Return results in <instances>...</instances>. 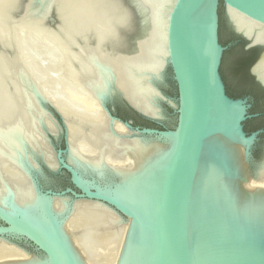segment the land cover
Masks as SVG:
<instances>
[{"label": "bare ground", "instance_id": "bare-ground-1", "mask_svg": "<svg viewBox=\"0 0 264 264\" xmlns=\"http://www.w3.org/2000/svg\"><path fill=\"white\" fill-rule=\"evenodd\" d=\"M139 1L150 9L148 31L129 0H42L40 7L35 0H0V206L25 224L42 225L46 236L61 234L64 228L85 264H121L127 226L101 204L71 205L58 199L52 201L55 210L68 217L62 229L52 228L47 218L51 203L35 194L30 178L39 169V158L51 168L58 166L43 130L55 132L56 126L40 102L48 100L68 118V159L84 175L85 187L109 179L110 165L122 179L116 188L106 186V193L132 203L150 193L148 184L156 181L146 172L164 167L168 151L115 137L113 132L125 134L127 129L112 124L101 103L123 93L147 115L162 116L160 104L165 98L158 85L167 58L166 19L174 0ZM229 12L239 31L254 44H264L263 25ZM255 73L264 81V58ZM237 143L239 138L229 128L207 145V160L211 152H229L233 168L229 175L235 182L245 176L242 146ZM152 152L158 159L155 164ZM258 167V179L250 185L255 194L264 190V161ZM58 239L66 246L64 239ZM7 261L46 264L0 238V263Z\"/></svg>", "mask_w": 264, "mask_h": 264}, {"label": "water", "instance_id": "water-1", "mask_svg": "<svg viewBox=\"0 0 264 264\" xmlns=\"http://www.w3.org/2000/svg\"><path fill=\"white\" fill-rule=\"evenodd\" d=\"M129 1L141 13L142 25L148 31L152 23L150 9L139 0ZM41 2L35 0V5L40 7ZM220 9L226 26L244 42L246 50L257 51L250 75L264 89L263 79L255 73L264 58V44H254L251 37L239 31L229 12L232 9L264 26V0H174L166 19L167 58L158 85L165 98L160 104L162 116L147 115L123 93L107 96L101 102L112 124L120 123L127 129L125 134L113 132L115 137L139 140L158 152L169 153L164 167L146 172L154 175L156 182L148 184L152 193L141 194L140 201L132 203L105 192L106 186L116 188L122 179L110 165L109 179L85 187L84 175L68 159V118L48 100L40 102L56 126L55 132L47 127L43 130L58 166L51 168L39 158V169L33 170L30 178L35 194L51 203L47 218L52 228L62 229L60 225L68 217V213L59 214L52 201L65 199L71 205L88 201L106 207L121 225L127 226L121 264H264V190L255 194L250 187L258 179V166L264 161V156L257 160L253 155L261 131L245 132L244 123L251 118L248 100L232 98L226 92L221 67L231 45L221 42ZM169 84L170 93L165 90ZM116 105L151 125L122 119ZM230 108L238 111L236 115L229 113ZM168 117L172 118L171 126L166 124ZM229 128H233L240 140L237 144L242 146L245 176L236 182L229 175L233 168L227 150L211 152L207 160L208 141L216 134H226ZM154 155L152 152L155 164L158 159ZM50 175L65 177L67 187H55ZM93 177L96 175L89 176ZM41 226L25 224L18 216L14 219L0 206V238L46 264H85L64 228L61 234L51 233L49 237ZM58 238L64 239L66 246Z\"/></svg>", "mask_w": 264, "mask_h": 264}, {"label": "flooded vegetation", "instance_id": "flooded-vegetation-1", "mask_svg": "<svg viewBox=\"0 0 264 264\" xmlns=\"http://www.w3.org/2000/svg\"><path fill=\"white\" fill-rule=\"evenodd\" d=\"M224 30H226L227 33L229 34V39L227 40V42H223L222 40L221 42L224 46L231 45V47L224 54L222 67H221V74H222V77H223V80L226 86V92L230 97L235 98V99L239 98V99L248 100V104L250 105L248 114L249 116H251V118L248 119L244 123V130L248 134L261 131V134L259 135V141L256 143L254 150H253L254 157L257 160H260L264 156V89L258 86L256 82L254 81V79L252 78V76L250 75L251 65L246 67L244 72L241 73L239 77H235L234 71L236 69L241 68L242 66L240 65V63L237 62V60H239L238 59L239 54L237 53L230 54L229 52L231 48H236V46L238 45H239V49L237 50H240L242 54H247L249 52H256V55H257V51L256 50H246L245 44L241 43L242 41L238 39L231 32V30L226 26L224 22V17H223V11L222 9H220V37H222V33ZM231 39L232 41L229 42V40ZM225 65H228V69L233 78V82L236 84L237 87H240L241 89V91H239L238 93L232 92V87L224 72ZM119 110L125 111L126 109L122 107L121 105H116V113L118 114V116H120ZM130 119L133 120L136 124H138L134 118H128V120Z\"/></svg>", "mask_w": 264, "mask_h": 264}, {"label": "trees", "instance_id": "trees-1", "mask_svg": "<svg viewBox=\"0 0 264 264\" xmlns=\"http://www.w3.org/2000/svg\"><path fill=\"white\" fill-rule=\"evenodd\" d=\"M230 41H232V39L231 40H229V42ZM228 42V43H229ZM241 43H244V42H241ZM237 49H239V45L238 46H236V48H231V50L229 51L230 52V54H233V53H237V54H239V60H237V62L238 63H240V65L242 66L241 68H239V69H236L235 71H234V73H235V77H239L240 76V74L241 73H243L244 72V70H245V68L246 67H248V66H250V65H252L253 64V62L255 61V59H256V57H257V55H256V52H249V53H247V54H242V52L240 51V50H237ZM245 55V56H244ZM248 55V56H247ZM245 66V67H244ZM244 67V68H243ZM247 77H248V75H247ZM119 115H120V117L122 118V119H124V120H128V118H134L135 119V121L138 123V124H141V125H151V123L150 122H148V121H145V120H143L142 118H139V117H137V116H132L129 112H127L126 110L124 111V110H119Z\"/></svg>", "mask_w": 264, "mask_h": 264}, {"label": "rangeland", "instance_id": "rangeland-1", "mask_svg": "<svg viewBox=\"0 0 264 264\" xmlns=\"http://www.w3.org/2000/svg\"><path fill=\"white\" fill-rule=\"evenodd\" d=\"M229 39V34L227 33V31L226 30H224L223 31V33H222V37H221V40L223 41V42H227V40ZM224 72H225V75H226V77H227V79H228V81L230 82V85H231V87H232V92H236V93H238L239 91H241V89H240V87H237L236 86V84L233 82V78H232V76H231V74H230V72H229V69H228V65H225V67H224ZM165 87V86H164ZM242 88V87H241ZM166 92H168V93H170L171 91H172V88H171V86H170V84H169V87H166ZM172 94V93H171ZM173 95V94H172ZM174 96V95H173ZM171 114H173V111H171ZM174 115V114H173ZM171 117V116H170ZM170 117H168V121H167V125L168 126H171L172 125V118H170ZM175 117V116H174ZM174 119V118H173ZM50 177V179H51V183L55 186V187H57V188H59V189H61V188H65V187H67V185H68V181H67V179L65 178V177H63L62 175H57V176H53V175H50L49 176Z\"/></svg>", "mask_w": 264, "mask_h": 264}]
</instances>
